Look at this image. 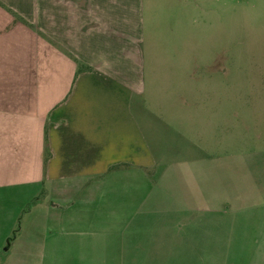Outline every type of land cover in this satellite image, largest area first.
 I'll return each mask as SVG.
<instances>
[{
	"label": "crops",
	"instance_id": "crops-1",
	"mask_svg": "<svg viewBox=\"0 0 264 264\" xmlns=\"http://www.w3.org/2000/svg\"><path fill=\"white\" fill-rule=\"evenodd\" d=\"M138 4L0 0V264H109L100 234L111 245L148 207L166 246L185 226L177 199L201 212L227 188L242 197L227 174L243 163L214 159L241 148L227 142L238 113L221 111L224 57L206 63L202 94L163 98L201 78L128 56ZM168 131L181 142L162 144ZM171 165L190 174L166 177Z\"/></svg>",
	"mask_w": 264,
	"mask_h": 264
},
{
	"label": "rangeland",
	"instance_id": "rangeland-1",
	"mask_svg": "<svg viewBox=\"0 0 264 264\" xmlns=\"http://www.w3.org/2000/svg\"><path fill=\"white\" fill-rule=\"evenodd\" d=\"M136 13L141 35H132L128 56L142 62V53L148 54L149 63L173 66L182 78L186 73L201 78L194 86L158 89L163 98L202 94L206 63L224 57L229 73L221 78V111L229 116L238 113L241 131L236 140L229 134L227 142L229 147L241 148L214 159L243 163L244 168L227 175L237 182L244 179L245 184H239L242 197L236 194L237 185L224 190L226 196L215 199V211L196 212L187 205L191 201L177 199L175 206H181L179 218L185 226L172 245H157L160 237L155 236L161 231L156 230L155 213L148 207L111 245L100 234L101 259L113 256L109 264H264V86L260 82L264 79V0H140ZM181 139L168 131L162 144L173 147ZM189 174V168L171 165L166 177ZM159 201L164 206L175 202ZM35 219L43 223L39 215Z\"/></svg>",
	"mask_w": 264,
	"mask_h": 264
},
{
	"label": "trees",
	"instance_id": "trees-1",
	"mask_svg": "<svg viewBox=\"0 0 264 264\" xmlns=\"http://www.w3.org/2000/svg\"><path fill=\"white\" fill-rule=\"evenodd\" d=\"M17 21V19H15V21L13 23H15Z\"/></svg>",
	"mask_w": 264,
	"mask_h": 264
}]
</instances>
